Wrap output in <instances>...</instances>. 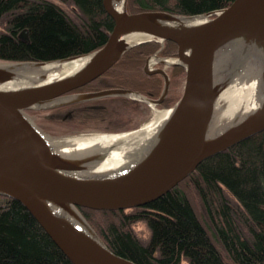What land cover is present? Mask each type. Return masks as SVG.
Wrapping results in <instances>:
<instances>
[{
  "label": "water",
  "instance_id": "95a60500",
  "mask_svg": "<svg viewBox=\"0 0 264 264\" xmlns=\"http://www.w3.org/2000/svg\"><path fill=\"white\" fill-rule=\"evenodd\" d=\"M102 6L113 25L98 49L54 61L0 62V196L19 202L73 264H136L111 252L78 208L115 211L146 206L205 159L264 130V0H232L224 8L198 15L128 13L127 0H102ZM26 36L24 30L19 38L26 41ZM151 41L176 46L175 57L152 55L143 66L146 74L163 78L157 99L124 88L73 93L105 73L130 48ZM236 46L238 57L250 52L256 56L259 90L235 118L215 128L231 80L225 77L213 84V61ZM79 58L83 62L78 68L57 80L13 86L18 69L35 71L45 63ZM152 58L164 67L183 68L181 95L172 107L161 110L169 111L168 116L148 148L123 169L92 173L105 161L106 151L64 155L26 115L111 97L158 106L170 80L164 68H148Z\"/></svg>",
  "mask_w": 264,
  "mask_h": 264
},
{
  "label": "trees",
  "instance_id": "16d2710c",
  "mask_svg": "<svg viewBox=\"0 0 264 264\" xmlns=\"http://www.w3.org/2000/svg\"><path fill=\"white\" fill-rule=\"evenodd\" d=\"M62 1L74 7V18L47 0H0V62L54 61L98 49L113 25L102 0ZM231 2L127 0V11L198 15ZM22 30L26 41L19 38ZM152 54L175 57L176 46L154 41L136 45L82 89L124 88L158 98L163 78L142 71ZM168 75L162 108L172 107L182 91L183 68L170 67ZM146 111L141 102L111 97L47 110L48 116L35 119L74 130L124 132L137 128ZM78 210L111 252L136 264H264V130L205 159L146 206ZM138 222L149 230L147 241L133 231ZM0 264L73 263L19 202L0 196Z\"/></svg>",
  "mask_w": 264,
  "mask_h": 264
},
{
  "label": "bare ground",
  "instance_id": "6f19581e",
  "mask_svg": "<svg viewBox=\"0 0 264 264\" xmlns=\"http://www.w3.org/2000/svg\"><path fill=\"white\" fill-rule=\"evenodd\" d=\"M197 22L198 19H193ZM239 47H233L216 55L212 66L213 84L218 85L225 77L230 84L224 91V102L214 119L215 128L235 118L241 112L245 102L250 101L254 92L259 90V65L256 56L250 52L244 58L238 57ZM156 61L152 58L149 63ZM171 61V60H168ZM173 61V60H172ZM83 62L82 58L65 63H45L35 71L21 68L15 72L13 86L25 85L32 81L48 82L57 80L73 72ZM149 122L139 129L117 134H93L55 139L51 144L64 155H82L91 151H106L107 156L92 173L106 174L116 172L128 166L148 148L158 127L165 121L169 111L157 110L154 106Z\"/></svg>",
  "mask_w": 264,
  "mask_h": 264
},
{
  "label": "rangeland",
  "instance_id": "374dc122",
  "mask_svg": "<svg viewBox=\"0 0 264 264\" xmlns=\"http://www.w3.org/2000/svg\"><path fill=\"white\" fill-rule=\"evenodd\" d=\"M49 2H52L59 6L63 11H65L69 16L75 17V9L70 3L63 2L62 0H47ZM2 31V28H0ZM182 89V88H181ZM176 103V102H175ZM147 106V105H146ZM157 110H165L169 109L170 107L167 108H162L159 106H154ZM38 113V114H37ZM48 116V113L46 111H38L36 113H30V116L33 117L38 115V116ZM153 114V109L150 106H147V111H146V116L145 118L142 119L140 122L139 126L137 128L124 131V132H129L133 131L136 129H139L143 124L149 122ZM35 118H30L35 121L36 125L39 127V129L45 134V136L50 139L51 141L59 138H66V137H73V136H87V135H93V134H103V133H120V132H103V131H85V130H74L71 129L68 124H63L61 122L56 123V122H38ZM38 123V124H37ZM128 210V209H127ZM93 229V228H92ZM133 231L136 234V236L141 239L142 241H147L149 238V230L146 226L145 223L143 222H138L133 226ZM181 264H187L185 261H182Z\"/></svg>",
  "mask_w": 264,
  "mask_h": 264
},
{
  "label": "flooded vegetation",
  "instance_id": "af4514ba",
  "mask_svg": "<svg viewBox=\"0 0 264 264\" xmlns=\"http://www.w3.org/2000/svg\"><path fill=\"white\" fill-rule=\"evenodd\" d=\"M33 1H37V0H33ZM22 31H24V30H22ZM21 31V32H22ZM20 32V33H21ZM20 35V34H19ZM21 40H23V39H21ZM152 55H156V54H152ZM152 55H150V56H152ZM150 56H148V57H150ZM157 56V55H156ZM147 57V58H148ZM159 57V56H158ZM146 58V59H147ZM161 58H166V59H169V58H171V57H161ZM146 59L144 60V63H143V65H142V71H143V66H144V64H145V61H146ZM151 60V59H150ZM173 67V66H172ZM148 68L149 69H156V68H164L165 70H166V73H167V75H168V70H169V68L170 67H164V65H162V64H158V63H156V61L154 62V63H152V64H148ZM143 73L144 74H146L144 71H143ZM153 74H158V73H153ZM153 74H146V75H153ZM160 75V74H159ZM161 76V75H160ZM162 77V76H161ZM168 77H169V75H168ZM170 80V79H169ZM82 87L81 88H79V89H77V90H75L73 93H79V92H95L94 90H87V89H82ZM169 90V89H168ZM161 94V93H160ZM160 96V95H159ZM167 96V95H166ZM166 96H165V98H166ZM149 98V97H148ZM164 98V99H165ZM151 99H154V98H151ZM155 99H157V98H155ZM164 99H163V101H164ZM162 101V102H163ZM144 104V103H143ZM162 104V103H161ZM161 104L160 105H158L159 107H161ZM147 107V106H146ZM30 113L32 114L33 112H26V115L29 117V118H35V116H33V117H31L30 116ZM32 120V119H31ZM34 123H35V121L34 120H32ZM36 124V123H35ZM38 124V123H37ZM37 126V125H36Z\"/></svg>",
  "mask_w": 264,
  "mask_h": 264
}]
</instances>
